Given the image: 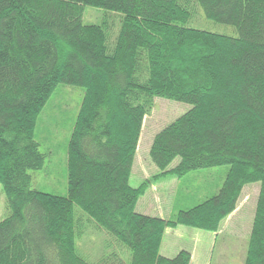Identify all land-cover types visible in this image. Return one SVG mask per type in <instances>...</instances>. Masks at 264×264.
<instances>
[{"label": "trees", "instance_id": "16d2710c", "mask_svg": "<svg viewBox=\"0 0 264 264\" xmlns=\"http://www.w3.org/2000/svg\"><path fill=\"white\" fill-rule=\"evenodd\" d=\"M84 5L100 22L82 21ZM198 6L237 35L191 25ZM59 83L83 90L65 195L31 185L45 161L36 119ZM155 97L191 105L153 135L158 175L228 165L216 193L170 218L136 208L148 181L129 183ZM252 182L242 264H264V0H0V264H189L187 249L160 253L165 229L217 232ZM88 226L121 249L83 257Z\"/></svg>", "mask_w": 264, "mask_h": 264}, {"label": "rangeland", "instance_id": "374dc122", "mask_svg": "<svg viewBox=\"0 0 264 264\" xmlns=\"http://www.w3.org/2000/svg\"><path fill=\"white\" fill-rule=\"evenodd\" d=\"M104 12L102 8L84 5L82 21L84 23L100 22ZM190 24L211 31L237 35L233 25L208 19L199 6ZM82 96L81 87L59 83L38 114L35 139L40 143V150L45 153V161L42 168L31 170L32 187L55 194L65 195L67 193V143L80 108ZM190 106L185 102L155 97L152 110L144 116L129 177L131 186H137L144 180L148 181L144 193L137 201L138 209L143 207L148 211H158L167 218L174 217L179 208L190 207L216 193L220 188L228 165L201 168L179 178L171 173L158 175L159 169L149 156L153 135ZM178 160L179 157L174 158L168 167L174 166ZM258 189V182L245 184L241 190L237 211L231 219L221 223L217 232L212 233L213 239L209 245V264L243 263ZM76 210L82 213L77 206ZM6 213V197L0 184V219ZM176 226L188 228L184 232L190 234L193 240L197 236L191 229L199 230L201 234L205 235H201L199 240L201 243H205L207 235L212 232L190 226ZM170 236L181 243L191 245L188 235L180 238ZM77 247L79 253L90 261L97 259L103 252L106 253L112 248L115 249V252L121 249L109 236L93 226H88L83 230L77 240Z\"/></svg>", "mask_w": 264, "mask_h": 264}, {"label": "crops", "instance_id": "0c3cea01", "mask_svg": "<svg viewBox=\"0 0 264 264\" xmlns=\"http://www.w3.org/2000/svg\"><path fill=\"white\" fill-rule=\"evenodd\" d=\"M238 208H239V203L237 204V207L226 218H224L222 222H225L231 219V217L237 211ZM139 210L144 213H148V214H150L151 212H154V213L158 212V211H153V210L148 211L146 209H143V207L139 208ZM155 214L165 217L160 212L155 213ZM181 227L182 226L167 227L165 229L161 243H160V248H159L160 253L165 256L170 257V256H173L179 249L183 248V249L189 250L191 253V260L189 264H209V259H210L209 245L211 244V240L213 239L212 233L214 232L212 231L211 234L207 235L208 238L206 239L205 243H201L199 242V240L204 234H201L199 230L191 229L193 234H196L197 236L195 237L196 239L193 240V238L190 237V234H188L187 232H184L185 229H188V228H185V227L181 228ZM170 235H173V237H177V238H180L184 235H188V237L190 238L191 245H189L188 243H185V244L181 243L176 238H171Z\"/></svg>", "mask_w": 264, "mask_h": 264}]
</instances>
